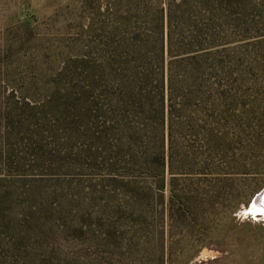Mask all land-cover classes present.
<instances>
[{"label": "trees", "instance_id": "16d2710c", "mask_svg": "<svg viewBox=\"0 0 264 264\" xmlns=\"http://www.w3.org/2000/svg\"><path fill=\"white\" fill-rule=\"evenodd\" d=\"M155 3L127 0L116 24L90 23L72 42L64 92L43 105L67 123L41 135L68 136L52 150L87 176L71 196L82 219L106 197L140 219L153 203L172 227L195 222L247 203L240 177L263 166L264 0ZM41 142L28 146L37 159Z\"/></svg>", "mask_w": 264, "mask_h": 264}, {"label": "rangeland", "instance_id": "374dc122", "mask_svg": "<svg viewBox=\"0 0 264 264\" xmlns=\"http://www.w3.org/2000/svg\"><path fill=\"white\" fill-rule=\"evenodd\" d=\"M126 1L0 0V264H264V154L262 168L240 177L247 203L223 201L195 222L172 227L153 203L140 219L106 197L88 200L82 219L71 203L87 176L52 150L68 136L41 135L43 123H67L44 117L43 105L66 88L75 38L93 21L116 24ZM41 139L47 153L37 159L28 146Z\"/></svg>", "mask_w": 264, "mask_h": 264}, {"label": "bare ground", "instance_id": "6f19581e", "mask_svg": "<svg viewBox=\"0 0 264 264\" xmlns=\"http://www.w3.org/2000/svg\"><path fill=\"white\" fill-rule=\"evenodd\" d=\"M261 200H262L263 203H264V193H263L262 196H261Z\"/></svg>", "mask_w": 264, "mask_h": 264}, {"label": "water", "instance_id": "95a60500", "mask_svg": "<svg viewBox=\"0 0 264 264\" xmlns=\"http://www.w3.org/2000/svg\"><path fill=\"white\" fill-rule=\"evenodd\" d=\"M203 253H205V252H203Z\"/></svg>", "mask_w": 264, "mask_h": 264}]
</instances>
